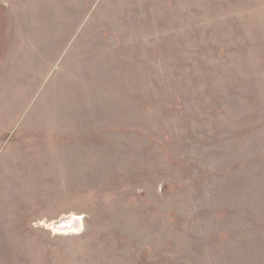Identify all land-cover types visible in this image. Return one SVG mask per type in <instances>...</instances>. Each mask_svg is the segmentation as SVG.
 Wrapping results in <instances>:
<instances>
[{"label":"rangeland","instance_id":"374dc122","mask_svg":"<svg viewBox=\"0 0 264 264\" xmlns=\"http://www.w3.org/2000/svg\"><path fill=\"white\" fill-rule=\"evenodd\" d=\"M0 264H264V0H0Z\"/></svg>","mask_w":264,"mask_h":264}]
</instances>
